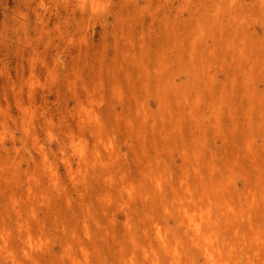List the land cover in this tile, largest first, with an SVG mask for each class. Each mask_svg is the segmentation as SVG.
I'll list each match as a JSON object with an SVG mask.
<instances>
[{
    "label": "rangeland",
    "instance_id": "obj_1",
    "mask_svg": "<svg viewBox=\"0 0 264 264\" xmlns=\"http://www.w3.org/2000/svg\"><path fill=\"white\" fill-rule=\"evenodd\" d=\"M219 262L264 264V0H0V264Z\"/></svg>",
    "mask_w": 264,
    "mask_h": 264
},
{
    "label": "bare ground",
    "instance_id": "obj_2",
    "mask_svg": "<svg viewBox=\"0 0 264 264\" xmlns=\"http://www.w3.org/2000/svg\"><path fill=\"white\" fill-rule=\"evenodd\" d=\"M202 201H204V199H202ZM224 203V202H223ZM226 205H227V203H226ZM212 219V218H211ZM210 219V220H211ZM209 220V219H208ZM210 225H212V226H214V227H217V223H216V221L215 220H211L210 222ZM214 254H216V251L215 252H213V253H210V256L211 257H213L214 256ZM210 256L208 255V258L210 259ZM226 261V260H225ZM227 262V261H226ZM220 263V262H219ZM221 264V263H220Z\"/></svg>",
    "mask_w": 264,
    "mask_h": 264
}]
</instances>
